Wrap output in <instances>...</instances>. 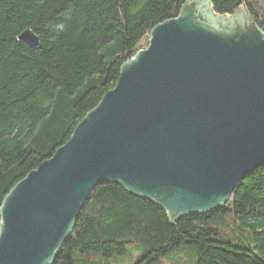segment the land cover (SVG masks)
<instances>
[{
  "label": "water",
  "instance_id": "95a60500",
  "mask_svg": "<svg viewBox=\"0 0 264 264\" xmlns=\"http://www.w3.org/2000/svg\"><path fill=\"white\" fill-rule=\"evenodd\" d=\"M20 41L32 49L38 38ZM264 165V33L186 4L125 63L114 90L1 208L0 264H53L95 187L118 183L172 222L214 213Z\"/></svg>",
  "mask_w": 264,
  "mask_h": 264
},
{
  "label": "trees",
  "instance_id": "16d2710c",
  "mask_svg": "<svg viewBox=\"0 0 264 264\" xmlns=\"http://www.w3.org/2000/svg\"><path fill=\"white\" fill-rule=\"evenodd\" d=\"M194 1L0 0V224L10 192L115 89L152 31ZM209 2L218 17L244 10L264 33V0ZM27 31L38 48L20 41ZM134 246L144 253L132 264H180L186 253L195 264H264V165L220 210L176 222L118 183L99 185L53 264H112Z\"/></svg>",
  "mask_w": 264,
  "mask_h": 264
},
{
  "label": "rangeland",
  "instance_id": "374dc122",
  "mask_svg": "<svg viewBox=\"0 0 264 264\" xmlns=\"http://www.w3.org/2000/svg\"><path fill=\"white\" fill-rule=\"evenodd\" d=\"M244 10H240V13H243ZM189 250V249H188ZM188 252V251H187ZM144 253V250L139 247H130L129 252L126 256L122 258H116L112 260V264H132L134 263L142 254ZM167 261V260H166ZM180 264H195V261L193 257L189 254L186 253L184 256V259H178L177 260ZM166 264H178L177 262L174 261H168Z\"/></svg>",
  "mask_w": 264,
  "mask_h": 264
}]
</instances>
